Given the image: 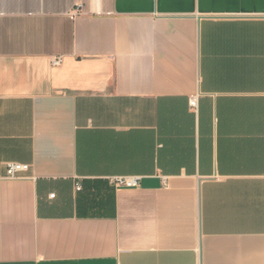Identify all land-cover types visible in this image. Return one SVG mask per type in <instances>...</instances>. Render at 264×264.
Wrapping results in <instances>:
<instances>
[{
    "label": "crops",
    "instance_id": "obj_1",
    "mask_svg": "<svg viewBox=\"0 0 264 264\" xmlns=\"http://www.w3.org/2000/svg\"><path fill=\"white\" fill-rule=\"evenodd\" d=\"M0 264H264V0H0Z\"/></svg>",
    "mask_w": 264,
    "mask_h": 264
},
{
    "label": "built area",
    "instance_id": "obj_2",
    "mask_svg": "<svg viewBox=\"0 0 264 264\" xmlns=\"http://www.w3.org/2000/svg\"><path fill=\"white\" fill-rule=\"evenodd\" d=\"M63 61V56H56L52 59V65L57 66ZM191 106L197 107L198 101L196 97L191 99ZM30 169V164L20 163V162H9L7 166V176L9 178H18L21 172L28 171ZM110 182L116 187H137L141 184V176H112L110 177ZM78 188H81L78 185ZM53 194L52 196H54Z\"/></svg>",
    "mask_w": 264,
    "mask_h": 264
}]
</instances>
